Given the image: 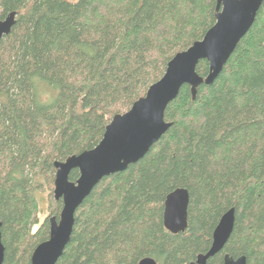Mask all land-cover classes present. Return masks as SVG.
<instances>
[{"label":"trees","instance_id":"obj_1","mask_svg":"<svg viewBox=\"0 0 264 264\" xmlns=\"http://www.w3.org/2000/svg\"><path fill=\"white\" fill-rule=\"evenodd\" d=\"M217 0H0V233L2 264H30L48 239L54 163L92 150L177 53L215 23ZM196 73L205 78L208 64ZM167 132L123 172L102 179L76 210L56 264H194L234 209L223 250L264 264V1L210 86H183L164 113ZM78 171L70 172L75 182ZM185 189L187 227L163 226L164 201ZM47 194L40 224L38 194ZM40 224V225H39ZM39 225V226H38ZM35 227L36 230H35Z\"/></svg>","mask_w":264,"mask_h":264},{"label":"water","instance_id":"obj_2","mask_svg":"<svg viewBox=\"0 0 264 264\" xmlns=\"http://www.w3.org/2000/svg\"><path fill=\"white\" fill-rule=\"evenodd\" d=\"M263 1L217 0L214 25L200 41L175 54L167 63L163 76L127 112L113 116L98 145L64 162L54 163L53 197L55 201H61L62 208L58 220L49 218L48 239L33 250L30 264H56L69 243L74 215L79 206L102 179L123 172L128 166L140 161L167 132L170 124L164 120L165 110L177 98L183 86L190 88L194 100L201 85L213 84L240 40L251 28ZM15 17L16 13H10L0 21V41L10 33ZM200 61L208 64L205 78L196 73ZM73 170H77L79 176L75 182H70L68 177ZM188 203L189 196L185 189H177L167 195L162 222L169 233L178 234L186 230ZM234 218V209L222 215L212 233L210 249L199 255L194 264H207L209 259L223 250L233 231ZM3 258L0 233V264ZM139 264L156 263L147 258ZM223 264L247 262L243 256L233 259L226 254Z\"/></svg>","mask_w":264,"mask_h":264},{"label":"rangeland","instance_id":"obj_3","mask_svg":"<svg viewBox=\"0 0 264 264\" xmlns=\"http://www.w3.org/2000/svg\"><path fill=\"white\" fill-rule=\"evenodd\" d=\"M53 189H54V187H53ZM38 198L40 200L38 218H39V222L41 224L43 220H45V219H47L49 217L48 216V204H49V202L47 200V194H41L40 193V194H38ZM36 228L37 227H35V230H36Z\"/></svg>","mask_w":264,"mask_h":264},{"label":"bare ground","instance_id":"obj_4","mask_svg":"<svg viewBox=\"0 0 264 264\" xmlns=\"http://www.w3.org/2000/svg\"><path fill=\"white\" fill-rule=\"evenodd\" d=\"M211 243H212V236H211ZM210 247H211V245H210ZM210 249V248H209ZM32 255V254H31ZM31 258V257H30Z\"/></svg>","mask_w":264,"mask_h":264}]
</instances>
